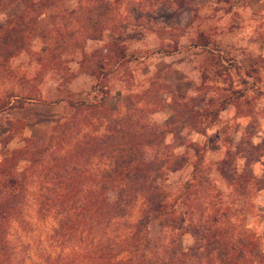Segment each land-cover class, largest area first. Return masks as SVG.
Masks as SVG:
<instances>
[{"label":"trees","instance_id":"16d2710c","mask_svg":"<svg viewBox=\"0 0 264 264\" xmlns=\"http://www.w3.org/2000/svg\"><path fill=\"white\" fill-rule=\"evenodd\" d=\"M15 1L22 9L0 26V68L28 47L32 33L47 27L38 62L58 65L76 53L78 68L94 78L99 96L48 100H65L71 111L51 124L44 141L26 137L0 156V264H264V255L253 245L255 231L234 221L231 207L222 205L218 194L202 213L201 202L189 196L190 182L173 197L164 184L168 172L183 161L181 154L167 149L165 130L174 140L184 126L204 131L230 98H238L246 88L263 93L264 87L252 76L255 65L227 62L239 75L240 87L233 97L218 93L209 105H198L203 94L185 97L172 92L166 100L165 93L150 92L153 87L148 86L108 108L102 103L109 90L108 74L122 73L128 89L132 75L125 63L135 56L125 51L119 38L86 47L117 25L116 3L76 0L72 8L50 12L44 23L42 10L55 0H0V10ZM66 18L72 23L63 22ZM158 49L168 53L175 46L166 42ZM11 96L16 101L31 97ZM12 101L0 98V109ZM165 106L173 112V124L166 129L150 126L146 115ZM202 116L209 118L202 122ZM245 184L238 186L240 190ZM48 213L55 215V222L37 231L31 241L25 238L35 218ZM152 220L162 228L154 239L148 232ZM184 232L193 239L180 248L175 235Z\"/></svg>","mask_w":264,"mask_h":264},{"label":"rangeland","instance_id":"374dc122","mask_svg":"<svg viewBox=\"0 0 264 264\" xmlns=\"http://www.w3.org/2000/svg\"><path fill=\"white\" fill-rule=\"evenodd\" d=\"M112 1L116 3V24L121 28L113 24L111 31H102L100 39L88 42L86 49L102 45L108 38H119V44L135 57L125 63L132 75L128 89L121 81L122 73L108 74L109 90L102 100L106 107L115 108L128 93H138L148 86L153 87L150 92L165 93L166 100L172 92L185 97L203 94L200 106L211 104L208 101H214L218 93L233 97V90L240 87L239 75L227 62L246 68L255 65L257 70L252 76L264 87V0ZM75 5L76 0H55L42 10L45 14L40 18L46 23L50 12ZM21 9L19 1L1 9L0 26L7 16ZM54 20L58 21V17ZM63 22L69 21L66 18ZM46 29L32 33L35 37L28 47L0 68V98L13 100L0 109V156L26 137L44 141L51 124L71 111L65 100H48L60 95L73 100L99 96L94 90V78L78 68L76 53L58 65L38 62L41 40L49 35ZM166 42L174 44L175 49L159 52L158 47ZM202 42L206 45L201 46ZM15 93L31 97L16 101L11 96ZM208 118L202 116L201 120L206 122ZM146 120L154 128L166 129L174 117L165 106L146 115ZM163 135L167 149L183 158L180 167L168 172L164 181L168 195L175 196L185 181L190 182L189 196L201 202L203 213L218 194L222 205L231 207L234 221L255 231L253 245L264 255V92L246 88L238 98H230L204 131L184 126L178 140L168 130ZM241 184H245V190H240ZM54 222L55 215L51 213L36 217L33 230L23 235L31 241L37 231L43 232ZM148 230L153 239L162 233L156 220L149 223ZM175 237L180 248L193 239L189 232Z\"/></svg>","mask_w":264,"mask_h":264}]
</instances>
